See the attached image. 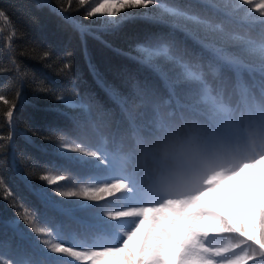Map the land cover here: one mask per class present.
I'll use <instances>...</instances> for the list:
<instances>
[{
	"label": "snow or ice",
	"instance_id": "snow-or-ice-1",
	"mask_svg": "<svg viewBox=\"0 0 264 264\" xmlns=\"http://www.w3.org/2000/svg\"><path fill=\"white\" fill-rule=\"evenodd\" d=\"M203 3L211 15L161 0H99L86 15L115 24L112 18L124 10L155 8L159 14L152 19L184 31L209 53L207 58L203 53L195 58L178 54L175 39L163 33L134 46L137 55L129 53V58L150 68L166 93L141 88L139 82L133 85L134 95L140 97L136 107L151 108L146 123H137L146 113L130 112L127 96L114 88L106 91L134 134L167 129L178 116L195 130L185 141L188 150L217 163L202 175L188 177L178 190H169L132 165L134 153L124 150L125 138L117 140L115 132L110 148L95 122L92 128L99 136L95 144L52 129L61 133L52 153L64 163H37L47 169L39 179L57 188L71 179L75 186L58 195L78 199L71 204L55 200L47 187L27 182L43 213L24 207L18 219L5 224L25 237L20 229L23 220L36 234L33 251L18 248L13 259H0V264H65V258H70L66 264H264V30L257 40L247 33H229L225 27L233 13L243 10L245 22L264 29V0ZM0 17L9 20L4 11ZM77 27L82 36L88 31ZM0 101L8 103L3 96ZM56 101L63 106L54 109L60 115H69L65 108L80 110L91 120L92 105L85 99L58 95ZM14 110L10 107L5 114L9 121ZM113 116V110L99 113L102 121ZM121 123L116 120L117 126ZM73 167L82 171L72 173ZM61 171L69 176L54 174ZM0 191L5 198H14L2 170ZM76 209L87 213V222L77 220L85 231L69 230L57 218L77 219ZM0 247L6 253L11 249L9 241H0Z\"/></svg>",
	"mask_w": 264,
	"mask_h": 264
},
{
	"label": "trees",
	"instance_id": "trees-1",
	"mask_svg": "<svg viewBox=\"0 0 264 264\" xmlns=\"http://www.w3.org/2000/svg\"><path fill=\"white\" fill-rule=\"evenodd\" d=\"M98 2L86 0V4L81 6L78 0H72L69 7V0H0V11L9 17L8 21L0 17V69H3L0 71V96L8 101L7 104L0 101V170L14 194V198H5L6 193L0 191V241H9L11 245L7 253L0 247V259H13L18 248L33 251L36 234L23 220H20V229L27 234L25 237L5 224L11 218L18 219L24 207L39 209L43 213L41 201L29 189L27 182L35 188L47 187L55 200L71 204L78 199L58 195L59 191L71 190L75 186L71 179L61 182L59 188L48 186L39 179L47 169L37 167V163L45 165L53 160L64 163L52 153L61 139V133L52 129H61L69 137L95 144L99 139L92 128L95 122L100 133L108 137L110 148L113 132L117 134V140L125 138V145L129 130L127 121L106 89L114 88L127 96L129 111L140 100L133 93L135 83L139 82L141 88L164 93L157 75L147 66L129 58V53L137 55L133 51L135 45L147 43L163 33L175 39L178 54L189 58H195L197 53H203L205 58L209 56L184 31L152 19L159 14L155 8L124 10L118 17L112 18L117 23L110 24L107 18L86 15ZM161 3L200 12L201 15L212 14L211 9L204 7L203 0H161ZM244 16L243 10L233 13L231 22L225 25L226 31L247 33L259 40L264 29L259 23L245 22ZM219 18L221 16L217 14ZM77 25L85 26L88 31L82 36ZM45 52L50 55L46 57ZM65 65L68 67L65 68ZM244 77L249 79L247 73ZM58 95L90 102L91 120L80 110L65 108L69 115H60L54 110L63 108L56 101ZM10 107L15 109L11 121L5 115ZM108 110H113L114 116L105 117V123L99 113ZM141 112L146 115L137 120L138 124L151 118L150 107L135 108V113ZM116 120L122 123L117 126ZM81 171L77 167L72 168V173ZM54 174L69 176V172L64 171ZM73 215L77 219L57 218L63 220L69 230H87L77 223V220L87 222V213L76 209ZM43 218L41 216V220ZM68 259L65 258V264Z\"/></svg>",
	"mask_w": 264,
	"mask_h": 264
},
{
	"label": "clouds",
	"instance_id": "clouds-1",
	"mask_svg": "<svg viewBox=\"0 0 264 264\" xmlns=\"http://www.w3.org/2000/svg\"><path fill=\"white\" fill-rule=\"evenodd\" d=\"M135 105L130 112L135 113ZM195 130L177 119L169 128L152 133L138 130L126 133L125 150L134 153L133 166L151 175L152 179L169 190H178L190 176L202 175L216 160L189 151L185 141L191 139ZM139 141V142H138ZM195 149V145H192Z\"/></svg>",
	"mask_w": 264,
	"mask_h": 264
}]
</instances>
